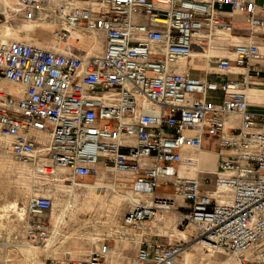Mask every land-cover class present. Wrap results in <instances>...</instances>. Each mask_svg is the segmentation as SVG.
Masks as SVG:
<instances>
[{"label": "built area", "instance_id": "built-area-1", "mask_svg": "<svg viewBox=\"0 0 264 264\" xmlns=\"http://www.w3.org/2000/svg\"><path fill=\"white\" fill-rule=\"evenodd\" d=\"M20 2L51 13L59 27L45 46L0 33L5 153L33 179H55L66 168L59 180L71 182L102 167L114 178L98 187L148 197L129 200L121 223L108 225L82 260L51 256L55 228L35 219L53 208L50 196L9 204L0 217V264H102L117 240L129 243L130 264H175L190 244L220 251L231 264H264V112L248 108V90H264V49L236 42L227 56H205L201 76L177 70L195 47L233 32L224 5L261 34L264 7L255 0ZM76 30L101 32V53L61 50ZM32 130L47 135L45 147H37ZM204 137L218 148L212 171L197 167ZM185 162L197 174H181ZM163 214L181 230L169 242L154 232Z\"/></svg>", "mask_w": 264, "mask_h": 264}, {"label": "crops", "instance_id": "crops-1", "mask_svg": "<svg viewBox=\"0 0 264 264\" xmlns=\"http://www.w3.org/2000/svg\"><path fill=\"white\" fill-rule=\"evenodd\" d=\"M259 8L264 7V0H255ZM25 6V5H24ZM23 4L20 2V0H10L8 5L0 3V13L3 12L6 19L5 22H9L8 20L9 14L12 13H18L19 11L23 10ZM32 8V6L30 7ZM7 9V10H6ZM32 10V9H31ZM223 12L232 18L234 20V30L230 35H218L216 37H213L208 45L203 46V49L199 47H195L193 55L189 57L188 59L184 60L177 66V70L182 72L184 70H189L193 76H201L203 75V72L206 67V62L205 61V56L207 57H219V56H227L230 54L231 49H232V44L236 42H248V41H256L257 43L260 44L261 49H264V34L257 33L251 31L249 28L248 24L245 21V16L239 13H236L232 11L231 7L229 5H224L222 8ZM8 13V17L6 12ZM31 13L29 14V16ZM17 15L14 14L12 18H16ZM32 19V18H31ZM29 19V20H31ZM38 23L36 27L39 29L38 30H45V40H25V39H19L23 40L26 42H30L33 44L40 45L41 43H45V45H52L55 43L54 38L52 37L53 31L59 27L57 19L49 12L45 11V14L43 17L37 18ZM33 25V24H32ZM75 35H80L81 37L88 38L89 41L91 42L88 47L85 46H80L79 45V38L74 39ZM37 38V37H36ZM39 39V38H37ZM93 43V44H92ZM195 43L198 45L200 42L199 40H195ZM104 46V36L101 32H83V31H74L72 34L71 39L69 40V43L67 45H60L59 48L63 51L69 50L73 52L74 54L77 55H85V54H99L103 50ZM79 47V48H78ZM99 47V48H98ZM88 48V49H87ZM86 49V50H85ZM207 52V54H206ZM209 54V55H208ZM195 60H199L201 64L196 63ZM261 88L258 86H253L251 88ZM250 97L252 99H259L261 98V95L263 94V99L260 101H251L249 100L248 103V108L251 111L255 112H264V90H249L248 91ZM30 136L36 141L37 147L38 148H43L47 145L48 143V137L44 132L38 131V130H32L30 132ZM207 137L203 138L202 146L200 149H203L204 144H206V139ZM0 142V149L2 151H9L8 150V141L6 139L1 138ZM217 147V145L214 146V148ZM207 150V148H206ZM208 151H213L215 153V159H201L198 161V168H204L206 171L209 168H214L216 159L218 157V148L213 149V150H208ZM185 156H187V151H184ZM199 158V152L198 156ZM209 162V163H208ZM212 162V163H211ZM183 163L182 165L179 166L180 173L183 175H195L197 174V169H194L193 163ZM211 164V165H210ZM213 164V165H212ZM193 168V169H192ZM69 172L68 169L66 168H61L58 169L57 171V177L54 179L61 185H66L65 183H68V187H71V184L69 182H64L59 180L63 176L65 177L67 173ZM122 177L126 175H120ZM87 178H95L98 180L95 184L98 186L104 185V184H112L113 183V178L114 176L110 174L108 169L99 168V171L96 175L93 176H85ZM40 178H45V177H40ZM83 178V177H81ZM81 178H76V180H80ZM76 188H80L81 186H75ZM96 187V188H97ZM129 190L131 193H133L136 198L135 199H145L148 196L147 195H138L134 193L130 188H125V191ZM41 193L44 195H47V191L45 188H41ZM113 191V190H111ZM161 191H165V194H168V190L166 189H161ZM27 199L24 202H20L19 200L15 199L14 201H9L5 202V204H17V206L24 205L26 203ZM129 201V200H128ZM4 204V203H3ZM128 204V203H127ZM127 209V208H126ZM57 206H54L53 203V208L50 211H47L43 213V215L35 216V219H42L46 218L50 221V223L54 226L55 228V233H54V246L50 249L52 252L51 256H53L56 259L59 260H66L68 258L72 259H79L82 260L85 258V253L88 251V249L97 247L99 242L98 239H101V237L105 236L107 234V227L108 225H118L121 223L123 219V215L120 217L118 222L116 223H111L114 221H111L110 215L108 216L106 223L103 225H100V227L97 226H92V225H87L85 220L79 219L82 222L84 221L86 226L81 227L80 229H76V232H68L70 229L65 226V219H63L61 222L58 223V226L55 223V216L58 214L59 210ZM66 215V213H65ZM65 215L63 218H65ZM79 221V223L81 222ZM176 223V218L171 215V214H163L160 216V219L156 221L154 229L155 234L158 237V240L161 242H169L172 241L175 237L179 236V232L181 230L177 229L175 226ZM84 223H82L83 225ZM57 226V227H56ZM187 235H190L191 229L187 228L183 231ZM69 233V234H68ZM125 252L126 254V259H127V264H130V258L132 256L130 245L126 240H117L115 242H111L110 246V253L109 255L103 260L102 264L106 261L108 257H110L112 254L115 256H118V254ZM129 256V257H128Z\"/></svg>", "mask_w": 264, "mask_h": 264}, {"label": "rangeland", "instance_id": "rangeland-1", "mask_svg": "<svg viewBox=\"0 0 264 264\" xmlns=\"http://www.w3.org/2000/svg\"><path fill=\"white\" fill-rule=\"evenodd\" d=\"M23 7L25 8L18 13L14 12L9 14V17L7 15L11 24L5 22L6 17L4 13H0V33L4 35V29L2 27L6 24L9 27V34L7 37L25 40L32 39L33 41L45 40V30L41 31L38 30L39 27H36L39 20L37 18L43 17L45 11L41 10L38 5H34L32 8H30L31 6L28 7L26 5H23ZM30 13L31 15L29 16ZM14 14H16L17 17L11 19ZM77 38H82L78 42L80 46L88 47L91 43L88 38L75 35L74 39ZM40 45L45 46V43L43 42ZM195 61L196 63L201 64L199 60ZM232 77V75L229 76V78ZM7 88L8 86L5 85L4 89L6 90ZM206 139V144H204L202 151L204 154L209 155L211 159H215L214 154L208 150H213L216 142L210 137H207ZM216 148L217 147H215V149ZM0 151L2 150L0 149ZM79 182L93 185V188L90 187L91 189L86 190L84 189L85 187L76 188L72 185L71 187H68V183H65L66 185L64 186L55 181L53 177L33 179L25 167L17 162L12 156L7 153H0V205L5 202L14 201L15 199L24 202L29 196L41 193V188H45L47 191L46 194L51 197L54 206H57L58 209L60 208L62 201L68 200V208L65 211L66 215L64 219L66 220L65 226L67 225L66 227L70 229L68 231L69 233H74L76 232V229L86 226L85 222H82L79 219L85 220L87 225L97 227L105 224L109 215L110 219H112L111 221H114L111 223L118 222L123 215V212L126 210L129 201L121 200L119 202L121 204H118L117 206L115 205L114 199L118 193L126 194L127 189L125 191L123 188H117V191H111V189L108 188L97 187L95 183L98 182V180L92 177H84L83 179H80ZM94 196L100 197L94 199ZM79 221L81 222L79 223ZM82 223L84 224L82 225ZM185 251L190 255L187 264H218L219 261L229 262L220 251L216 252L215 250L198 246L197 244L193 247H191L190 244ZM182 255L183 253H181L175 264L185 263ZM126 257L125 252L118 254V256L112 254L106 259L104 264H127ZM229 264L231 263L229 262Z\"/></svg>", "mask_w": 264, "mask_h": 264}, {"label": "bare ground", "instance_id": "bare-ground-1", "mask_svg": "<svg viewBox=\"0 0 264 264\" xmlns=\"http://www.w3.org/2000/svg\"><path fill=\"white\" fill-rule=\"evenodd\" d=\"M9 2H10V0H0V3H2V4H5V5H8L9 4ZM29 7V6H28ZM7 10V9H6ZM6 12V14L8 15V13H7V11H5ZM3 29H4V35H3V37L4 38H12V37H7V35L9 34V27H8V25H6L5 24V26H3L2 27ZM80 36V35H79ZM82 38H80L79 40H81ZM93 44V43H92ZM79 48V47H78ZM99 48V47H98ZM88 49V48H87ZM86 50V49H85ZM195 53V52H194ZM206 54H207V52H206ZM209 55V54H208ZM204 62H206V61H204ZM252 90H261V91H263V89L262 88H257V87H254V88H251ZM251 89H249V90H251ZM248 90V91H249ZM248 97H249V100H251V101H260V100H262L263 99V94L261 95V98H259V99H252L251 97H250V95H249V93H248ZM215 149V148H214ZM213 154H214V156H215V153L213 152V151H211ZM0 153H5V151H0ZM201 159H210V160H212L210 157H209V155H206V154H204V152L202 151V149H200V151H199V158H198V161L199 160H201ZM209 163V162H208ZM212 163V162H211ZM211 165V164H210ZM213 165V164H212ZM61 169V168H60ZM193 169V168H192ZM213 170V168H209L208 169V171H212ZM64 177V176H63ZM84 178V177H83ZM83 178H81V179H83ZM63 179V178H62ZM71 183V185L73 186V187H75V186H81V187H85L84 189H86V190H88V189H91L90 187H92L93 188V185H89V184H85V183H81V182H79V180H75V181H71L70 182ZM53 186V185H52ZM102 186V185H101ZM100 186V187H101ZM57 187V186H56ZM63 187V186H62ZM80 187V188H81ZM96 196V195H95ZM94 196V199H97V198H99L100 196H97V197H95ZM136 198V196L133 194V193H131L129 190H127V193L125 194V193H118L117 194V196H116V198L114 199L115 201V205H117L118 206V204H121V203H119L121 200H137V199H135ZM97 201V200H96ZM96 201H94V202H96ZM102 201V200H101ZM106 202V201H105ZM93 205H94V203H93ZM68 208V200H64V201H62L61 202V206H60V208L58 209L59 210V212H58V214L55 216V223H56V225L58 226V223L59 222H61L64 218V215H65V211H66V209ZM93 208H94V206H93ZM108 208H110V207H108ZM107 208V209H108ZM111 209V208H110ZM9 203H7V204H2V205H0V217H5V216H7L8 215V213H9ZM116 212V211H115ZM69 216H71V215H69ZM72 217V216H71ZM89 220V219H88ZM56 226V227H57ZM183 253V255H182V257H183V260H184V262L187 264V262H188V260H189V257H190V255H189V253L188 252H186L185 250L182 252ZM129 257V256H128ZM184 263V264H185Z\"/></svg>", "mask_w": 264, "mask_h": 264}]
</instances>
